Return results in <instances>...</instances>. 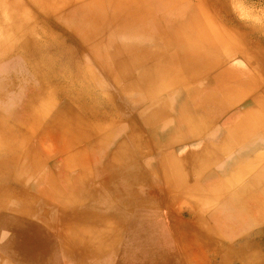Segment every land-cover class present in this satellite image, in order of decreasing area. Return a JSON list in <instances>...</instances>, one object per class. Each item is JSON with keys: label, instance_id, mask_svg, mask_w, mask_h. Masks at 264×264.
<instances>
[{"label": "bare ground", "instance_id": "obj_1", "mask_svg": "<svg viewBox=\"0 0 264 264\" xmlns=\"http://www.w3.org/2000/svg\"><path fill=\"white\" fill-rule=\"evenodd\" d=\"M194 1L11 0L3 8L6 11L0 12V24L5 28L0 38V212L5 217L10 213L28 216L31 205L37 204L42 213L36 217L41 219L49 211L44 207L51 204L56 212L52 208L48 221L42 224L50 236L43 239L45 247L51 248L47 242L53 241L52 247L58 251L56 243L59 244L73 264H88L85 259L89 257L94 262L95 255L115 249L108 245L111 230L99 229L97 222L120 224L121 237L128 229L124 246L127 237H131L132 244L138 243L148 251L149 264H166V260L163 256L155 257L147 236L159 233L160 229L178 233L176 226H182L189 234L191 255H204L209 250L215 258L221 253L227 255V262H231L229 257L233 253L238 264H248L249 260L264 264L263 238H221L216 234L221 220L219 207L204 209L182 200L188 191L202 194L205 183L204 192L217 187L219 193L213 197L218 202L228 195L222 194L221 198V187L238 184V175L249 172V167L241 163L245 158L254 159H247L249 166L264 159V149L257 153L255 149L256 142L258 146L263 144V126L236 135L227 151H215L213 156L193 162L177 161L190 143L213 145L227 135L226 125L244 110V106L232 110L234 105L221 99L222 94L232 90L230 87L252 94L247 105L264 97L262 78L246 82L242 75L234 76L237 66L230 65L226 55L218 53V45L210 36L202 40L207 26L200 3ZM49 3L54 7L47 8ZM29 6L41 24L31 32L27 30L32 27L28 18L11 14L15 7ZM68 7H72L69 12L62 13ZM44 22L54 37L46 34ZM120 42L143 46L153 43L159 47V53L132 69L125 57L112 51ZM164 59L171 65L170 73L177 71L180 78L166 89L144 96L148 92L144 81ZM84 66L91 69L93 79L103 84V90L84 91L77 84L65 82ZM111 69L125 72L116 75ZM237 69L246 70L241 66ZM218 111L219 114L212 115ZM221 153L227 157L234 155L225 166L227 176L221 180L206 174L198 184L199 173H211ZM89 168L93 172L91 180L96 182V194L76 190L89 178ZM150 174L154 183L147 180ZM145 183L151 187L142 195L144 188L140 191L139 185ZM250 183L253 179H247L229 195L248 197L256 189ZM182 187L186 189L181 191ZM172 203L178 205L169 206ZM183 203L187 210L180 205ZM77 204H89L88 208L95 210L77 209ZM156 205L164 208L159 211ZM164 218L169 221L164 222ZM152 220L157 222L142 224ZM171 221L181 222V226H172ZM42 225L37 223V229ZM141 225L149 228L142 229ZM140 231L143 240L135 238ZM204 231L212 232L213 243L208 242ZM113 232L117 235L120 231L115 228ZM6 234V228H0V249L8 248ZM177 237L175 254L185 248ZM27 241L29 248L35 247L32 237ZM46 248L32 258L35 264H49L45 260ZM163 248L166 247L158 245L157 251ZM244 248L249 252L245 253ZM224 256L217 264L224 262Z\"/></svg>", "mask_w": 264, "mask_h": 264}, {"label": "rangeland", "instance_id": "obj_2", "mask_svg": "<svg viewBox=\"0 0 264 264\" xmlns=\"http://www.w3.org/2000/svg\"><path fill=\"white\" fill-rule=\"evenodd\" d=\"M29 0H25V2H28ZM194 1V0H192ZM11 0H0V12L6 11V9H3L5 6H7ZM200 4L199 9L201 10V15L204 20V24L207 26L206 28V34H204V38L202 40H205V36H210L212 41L218 45V53H222L223 56L226 55V59L230 62L229 64L232 66H237L241 68L243 67L244 72H242L241 69H237L233 71L234 76L242 75L244 77V80L246 82H255L258 79L264 80V0H198ZM79 2H75V5H78ZM194 4H197L196 1L193 2ZM21 5V4H20ZM54 5L51 6V3L48 4L47 8H53ZM69 8L63 10L62 13L69 12ZM58 11V10H57ZM12 16H19L29 19V27L27 30H37L41 24L37 19L36 14L34 13V10H32L29 6V8H18L15 7L11 11ZM3 17V14H2ZM4 27L0 24V38L2 37L1 34L4 35ZM44 30H46V34H48L51 37H54L51 33V31H48V28L45 25L44 22ZM44 34V35H46ZM207 49L206 45H201ZM221 54V55H222ZM13 57L15 55H12ZM86 62L90 63V61L87 59ZM82 69V70H81ZM82 73V74H80ZM247 74V75H246ZM88 70L85 67H81L79 72H77L76 75H73L71 79L68 81H65L69 85H76L80 87L79 89H83L84 91L91 90L90 83L91 80L88 79ZM73 79V80H72ZM170 78L166 79H154L150 80L149 84L150 88H164L168 82L171 81ZM83 81V82H82ZM164 81V82H162ZM155 82V83H154ZM234 81H231L232 84ZM71 83V84H70ZM261 83V82H260ZM89 85V86H87ZM153 85V86H152ZM155 85V86H154ZM157 85V87H156ZM231 86V85H230ZM82 87V88H81ZM86 88V89H85ZM229 92L222 94L221 99L228 105H234L232 107V110H235L236 108H241L244 106V110H242L240 113L235 115L234 120H232L229 124L226 125V131L227 135H225L223 138L218 140L215 144H204L201 146H194L191 147L187 152H183L177 157V161L179 162H193L196 160H199V158L203 157H211L214 155L215 151H227L231 148L233 145L236 135L238 134H246L250 133L252 130H254L255 127H263L264 126V97H259L256 102H251L250 104H246V102L250 99L252 94H249L243 89H236L235 86L230 87ZM98 88H96V91ZM264 95V93H263ZM238 106V107H237ZM218 112L212 113L215 114ZM166 143V142H165ZM90 173H88L89 178L87 181L83 182L84 184L77 187V191L80 192H86L90 193L93 191V194H96L95 189L97 186L95 185V180H91V173L92 170L89 168ZM75 171L71 170L70 173L74 174ZM144 190L142 193L145 194V192L150 191L149 183L144 184ZM73 203V202H72ZM68 204V203H65ZM90 204V203H89ZM89 204H77V209H86L90 211H94L95 209L88 208ZM10 205V202H9ZM13 205V203L11 204ZM14 207L17 208L16 204H14ZM44 208H47L49 211L53 208L52 205H46ZM31 213L27 216L30 220L38 224H43L44 222L48 221L49 219V211L45 215H41V219L37 218L42 213L41 207H39L37 204L31 205ZM52 211L54 214L56 212V208ZM160 210V209H158ZM101 214V211H99ZM184 217H186V214H184ZM55 219V218H54ZM167 219V218H166ZM164 218V220H166ZM55 221V220H53ZM52 221V224H55ZM118 226H112V223L110 222L109 225H105L103 223L97 222L96 227L99 229H110V235H109V242L108 245L110 248H115L112 253L104 254L100 253L95 255V263L93 262L94 258H87L85 259L88 264H149L150 260L149 257H141L135 255V253H129L128 255H122L121 251L123 249V241H120L118 243V239H120L123 228ZM59 226V223L57 224ZM112 229H111V227ZM53 227V225H52ZM115 228H118L120 231L119 234L115 235ZM176 228H178L176 226ZM72 230H75L74 226L71 228ZM164 229H160L159 234H168V237H172V233L169 234ZM218 236H221V238H224L221 233H217ZM212 232H203L204 236L208 239V242L213 243V238H210L212 236ZM214 234V236H216ZM117 237V238H116ZM116 238V239H115ZM244 241V240H243ZM242 241V242H243ZM159 242H165L166 248L164 251L158 252L154 255L155 257L159 258L163 256L166 260V264H184L182 261L183 259L187 260V264H217L216 261H222L221 254H218V256L215 258L211 253H209V250L206 251L207 254L204 255H191L188 250L187 245L185 248H182L181 252L179 254H175L173 246L175 245V241L171 238L168 239L166 236V239ZM180 242V241H179ZM118 243V245H117ZM181 243V242H180ZM47 244L51 246V248H46L48 251V254L45 256V260L49 261V264H59V251L56 249L54 250L53 241H48ZM138 244V243H137ZM182 244V243H181ZM138 246V245H137ZM139 247V246H138ZM13 252L16 251L17 248L11 247ZM109 248V249H110ZM187 250H184L186 249ZM108 249V250H109ZM244 252H249V249L245 250ZM51 250V251H50ZM184 250V251H183ZM226 249H223V251ZM111 251V250H109ZM144 251V250H143ZM230 252V251H229ZM115 253V254H114ZM227 256V255H226ZM226 256H224V262H221L220 264H238L237 256L233 255V253L230 255L229 260L231 262L226 261ZM102 258V259H101ZM108 258V259H107ZM219 258V260H218ZM244 258V257H243ZM263 258H264V252H263ZM112 259V260H111ZM189 259V260H188ZM103 260V261H102ZM99 261V262H98ZM30 264H35L34 260L30 261ZM205 262V263H204ZM248 262V261H247ZM15 262L9 261V264H14ZM246 264V263H245ZM248 264H257L253 260H249Z\"/></svg>", "mask_w": 264, "mask_h": 264}, {"label": "crops", "instance_id": "obj_3", "mask_svg": "<svg viewBox=\"0 0 264 264\" xmlns=\"http://www.w3.org/2000/svg\"><path fill=\"white\" fill-rule=\"evenodd\" d=\"M112 51L115 52L116 54H118V57H121V56L125 57L126 60L129 61L130 67L132 69H135V68H138L139 65L140 66L143 65L149 59H154L156 53H159V47L153 43L146 44L143 46V45H141V43H137V42H127V43L126 42H120V43H117L113 46ZM84 67L88 70V74H89L88 77L91 80L90 86L89 85L88 86L91 88L92 92L96 91V88H98L97 91L103 90V88H104L103 84L100 81L93 79L94 75H92V71H90L91 69L89 67H86V66H84ZM170 69H171V65L165 59L162 61L161 64H159L158 68L155 67V73L153 75H151L150 77H148V79H146L144 81L148 92H146L143 95L144 96H152L156 92L166 89L171 82L178 80V78H180V74L176 71V73H174V75H173L170 73V71H171ZM110 71L116 75H121L123 72H125V69H111ZM166 77L170 78L172 81L168 82L166 84L165 88H160V89H159V87L156 89L150 88V84H149L150 80H154V78L155 79H166ZM175 77H177V78H175ZM244 143L245 142H241V144H244ZM260 143H263V144H261V146H258L257 142L255 143V145L257 146L255 148L257 150L256 153L260 149H262V150L264 149V141H261ZM194 145L195 144L190 143L189 145H187V147L188 148L190 147L189 149H191V147H194ZM183 146L184 145H182V147ZM187 147L185 149H187ZM179 150L180 149H178V151ZM188 150H186L185 152H187ZM253 153H255V152H253ZM231 155L227 157L221 153L218 156V158L215 159V162H214L215 165L213 166L214 168L212 167L213 171L211 173L208 171H207V173H206V171H202V173H199L201 175V177L200 178L198 177V179H197L198 184L202 183V181H201L202 176L203 175L205 176L206 174H209L208 177L220 178L221 180L225 176H227V172L225 173V171H226L225 166L229 162L232 161L234 155H232V156ZM253 156H255V155H250V157H253ZM145 158H149L150 160L153 159L152 156H146ZM247 159H250V158H247ZM247 159L245 158V160L244 161L242 160L243 162H241V163L244 165L246 164L247 167H249V172H247V171L244 172L242 174L243 175L242 177L239 176L241 174L238 175V177H237L238 179L236 181V182H238V184L236 183V185H233L231 187H226V189L221 187L219 189L221 198L225 194L226 195L228 194V195L224 196L220 201L217 202L215 200L216 195L219 193V192H216L217 187L212 186L209 188V190L207 192H204L207 189L205 186V183H204V191L202 192V194L194 193V191H193V193L192 192L190 193V191H188L187 193L183 194V197H182V200H184L185 202H191V203L193 202L194 204H197L198 206H201L204 209H207V208L211 209V207L216 209L219 207L220 211H221L220 215H221L222 221L220 220L217 223V225H218L217 231L219 233H221L222 235H224L223 237L226 240L237 239V238L245 239V240H249V241L253 240V239H257V240H261L262 238L264 239V159H262L260 162H257V161L254 162L251 166H249L250 161L254 160V159H250L249 162H246ZM247 175H248V178H247ZM247 179H249V180L253 179V183H250L256 187V189H253V193L252 192L248 193V197H246V198L244 196L242 197V195H239V196L238 195H231V196L229 195V194H233V191L235 189H237L238 187H240L242 184H244L247 181ZM147 180L150 183H154V181H155L152 174H150V176L147 177ZM204 181H205V179H204ZM190 183H192V182H189V184ZM183 186H186V185H183ZM201 186H203V184ZM139 188L141 191V189H143L144 187H143V185L140 184ZM179 188H180V186L177 185L176 189H179ZM185 189L186 188L182 187L181 191H183ZM211 189H213V191L215 192L214 195H213L214 192L211 193ZM213 196H215V197H213ZM240 198H241V200H240ZM190 200H192V201H190ZM177 205L172 203L169 206L175 207ZM180 205L184 208V210L185 209L187 210V204L183 203ZM156 208L161 210L164 207L162 205L161 206L156 205ZM2 213L3 212L1 211L0 212V228H3V227L6 228L7 234H6V242L5 243L8 244L9 249L7 248V246L5 248L2 247V249H0V264H9V261H12V262L14 261L15 262L14 264H29V262L32 260V258H35L40 253H43L45 251L44 249L46 248L45 247L46 243L44 242L43 239L48 236L46 229H44L46 227H44V225H42L40 229H37V227H36L37 223L33 222V224H31L30 223L31 220L25 215H21L18 213H16V214L10 213L9 217H5L4 215H2ZM155 219H157V218H155ZM165 221H169V220L166 219V220H164V222ZM156 222H157L156 220L143 221L142 224L143 223H156ZM223 222H225V224H223ZM171 223H172V226H176V224L181 226L180 225L181 222L175 223V222L171 221ZM32 226H33V231L31 230ZM147 226L148 225H146L144 227L141 225L142 229L143 228H149ZM241 226H245L246 228L242 230ZM252 229H253V231H252ZM127 230L125 229L123 236L120 239V241H123L122 245H123V249H124L121 251V254L122 255H128L129 253H135V255H137V256L139 255L141 257H148L149 253L147 250L143 251L142 248L137 246V243L132 244L130 242L131 237H127L126 244L124 246V240L128 234ZM176 230L180 231V232L173 233L172 237H168L169 236L168 234H166V235L165 234H159L158 232L156 234L153 233V234L148 235L147 238L150 241L149 248H151L152 251L154 253H156L158 245H162V246L166 247L165 242H159L160 240L161 241L165 240L166 236L168 239L171 238L172 240H174V238L176 236H178L177 238L179 239V241L182 243V245L184 247H186L189 244V237H188L189 234L184 232L182 226L179 229L176 228ZM248 231H250V232H248ZM51 234H52L51 237L54 238L53 233H51ZM175 234H178V235L174 236ZM28 236L30 238L32 237V239L36 241L35 247L32 249L29 248V246H28V241H27V239L29 238ZM10 237H12V238H10ZM48 237H50V236H48ZM135 238H139L138 240H143V233L140 231V235L139 236L135 235ZM22 239H24V240H22ZM38 239L41 241H38ZM56 245H57V249L59 251V260H60L59 264H73V260L70 259L69 255L62 250V247L59 246V244H57V243H56ZM11 247L17 248L16 251L13 252ZM151 249H150V251H151ZM163 249L165 250L167 248H163Z\"/></svg>", "mask_w": 264, "mask_h": 264}]
</instances>
